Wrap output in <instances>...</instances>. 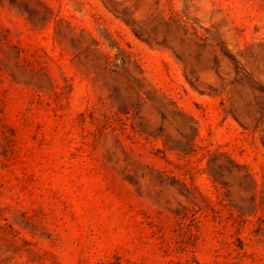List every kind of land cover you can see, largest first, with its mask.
Segmentation results:
<instances>
[{
  "label": "rangeland",
  "instance_id": "obj_1",
  "mask_svg": "<svg viewBox=\"0 0 264 264\" xmlns=\"http://www.w3.org/2000/svg\"><path fill=\"white\" fill-rule=\"evenodd\" d=\"M0 264H264V0H0Z\"/></svg>",
  "mask_w": 264,
  "mask_h": 264
}]
</instances>
